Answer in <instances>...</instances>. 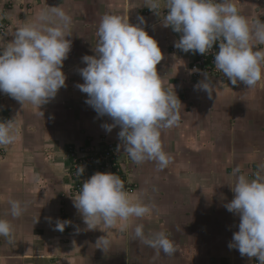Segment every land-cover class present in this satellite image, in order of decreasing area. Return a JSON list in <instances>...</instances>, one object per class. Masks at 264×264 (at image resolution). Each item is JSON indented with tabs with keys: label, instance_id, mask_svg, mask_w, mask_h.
<instances>
[{
	"label": "crops",
	"instance_id": "0c3cea01",
	"mask_svg": "<svg viewBox=\"0 0 264 264\" xmlns=\"http://www.w3.org/2000/svg\"><path fill=\"white\" fill-rule=\"evenodd\" d=\"M18 2L14 0L8 15L9 32L34 21L42 9L59 6L72 17L67 37L72 47L62 68L66 86L41 107L43 117L35 106H22L0 92V121L16 117L20 127L17 143L0 152V219L9 220L14 230L13 243L0 237V264H259L228 247L239 230V217L225 205L234 198L233 169L239 166L251 179L264 165V86L247 88L213 78L218 87L211 99L194 89L193 53L174 47L181 34L163 27L161 15L152 10L146 14V0H25L28 7ZM236 3L241 15L264 22V0ZM106 13L128 16L131 24H140L158 42L163 59L156 68L162 85L175 91L182 103L179 124L161 135L171 163L163 170L153 161L132 164L134 194L154 205V211L134 219L124 233L86 230L73 206L68 175V147L121 144L120 127L106 131L102 125L113 121L98 116L77 87L84 83L78 71L86 67L82 57L95 55L98 26ZM13 39L9 33L3 40ZM11 200L27 205L18 218L10 214ZM58 221L70 222L66 233L56 230ZM136 224L144 225L146 235L164 231L176 253L156 256V250L133 238ZM106 235L111 246L104 252L96 248V241Z\"/></svg>",
	"mask_w": 264,
	"mask_h": 264
},
{
	"label": "clouds",
	"instance_id": "9594fccd",
	"mask_svg": "<svg viewBox=\"0 0 264 264\" xmlns=\"http://www.w3.org/2000/svg\"><path fill=\"white\" fill-rule=\"evenodd\" d=\"M167 9V13H162ZM146 6L162 16L163 27H171L180 38L174 47L193 54L206 55L219 42L214 52L215 69L232 85L243 83L247 88L264 86V22L240 14L236 0H146ZM141 24L145 23L139 17ZM72 17L61 7L42 9L35 20L11 31L14 39L5 43L0 38V92L9 95L22 106L31 104L40 110L66 86L62 71L71 51ZM95 55H85L79 74L84 83L77 87L87 94L86 104L98 116H107L113 123L102 127L111 132L116 126L123 153L135 164L156 162L159 170L171 163V156L162 145V130L177 126L182 105L175 91L166 90L156 66L163 59L158 42L140 24L133 25L128 16L106 13L98 26ZM192 71H199L193 69ZM194 89L205 91L211 99L217 84L208 73ZM20 139L16 117L0 121V148L14 146ZM254 178H249L239 166L231 186L234 198L225 207L239 217L238 231L233 233L228 247L240 255L256 258L264 264V165ZM84 168L77 170L80 177ZM10 214L20 217L27 208L11 200ZM73 206L82 216L86 230L124 233L134 219L153 214L154 205L126 190L118 174L96 172L85 180L73 196ZM69 221H58L56 230L63 231ZM13 226L0 219V237L13 243ZM134 239L171 256L177 251L164 231L146 235L143 224L134 227ZM96 248L108 251L111 241L101 236Z\"/></svg>",
	"mask_w": 264,
	"mask_h": 264
},
{
	"label": "built area",
	"instance_id": "2783aa9c",
	"mask_svg": "<svg viewBox=\"0 0 264 264\" xmlns=\"http://www.w3.org/2000/svg\"><path fill=\"white\" fill-rule=\"evenodd\" d=\"M13 0H9L7 7L14 8ZM163 4V3H162ZM13 5V6H12ZM151 10L146 11L149 13ZM167 12V9H165ZM8 9L0 10V38L6 39L10 30V22ZM219 51V42L214 44L213 50L206 55L193 54L194 60L191 65V76L194 82L198 83L205 79L204 73H208L210 78L219 79L221 82H230L223 74L215 69L214 52ZM198 69L199 71H192ZM69 180L71 183L70 191L76 194L82 183L89 179L96 172H111L118 174L125 183L126 190L129 193H135L136 186L131 180L133 162L123 153V150L117 148V145L111 142H103L98 147L85 146H70L67 149ZM83 167L84 172L79 177L77 170ZM65 226L63 232L66 233ZM216 264V263H215ZM226 264V263H221Z\"/></svg>",
	"mask_w": 264,
	"mask_h": 264
},
{
	"label": "rangeland",
	"instance_id": "374dc122",
	"mask_svg": "<svg viewBox=\"0 0 264 264\" xmlns=\"http://www.w3.org/2000/svg\"><path fill=\"white\" fill-rule=\"evenodd\" d=\"M38 1H40V0H38ZM85 1V0H84ZM104 1H106V0H102V2H104ZM9 2V0H0V10H5V9H8V11H11V9H9L8 7H7V3ZM12 3H14V0L12 1ZM263 3V2H262ZM16 4V3H15ZM15 4H14V6H15ZM18 4L19 5H25V6H29V4L28 3H26L25 2V0H19V2H18ZM13 6V5H12ZM264 7V6H263ZM10 14V13H9ZM88 14H90L91 16H95L96 14L93 12V11H91V10H89L88 11ZM97 17V16H96ZM10 31V30H9ZM8 34H9V32H8ZM193 60H194V56H193ZM193 60H192V62H193ZM2 151H4V149H2V148H0V152H2ZM221 264V263H218V262H213V264Z\"/></svg>",
	"mask_w": 264,
	"mask_h": 264
}]
</instances>
